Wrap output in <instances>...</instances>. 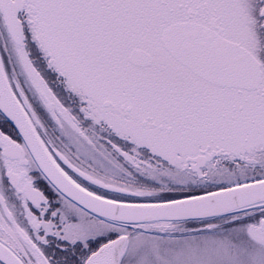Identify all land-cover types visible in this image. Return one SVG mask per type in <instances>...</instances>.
I'll return each mask as SVG.
<instances>
[{"label": "snow or ice", "instance_id": "snow-or-ice-1", "mask_svg": "<svg viewBox=\"0 0 264 264\" xmlns=\"http://www.w3.org/2000/svg\"><path fill=\"white\" fill-rule=\"evenodd\" d=\"M0 264H264V0H0Z\"/></svg>", "mask_w": 264, "mask_h": 264}]
</instances>
